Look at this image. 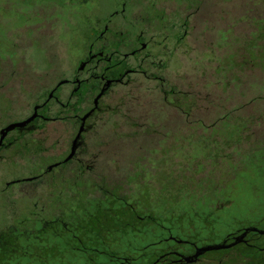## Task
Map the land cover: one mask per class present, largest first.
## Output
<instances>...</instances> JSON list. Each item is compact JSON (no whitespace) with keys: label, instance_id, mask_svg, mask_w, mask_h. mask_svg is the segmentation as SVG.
<instances>
[{"label":"rangeland","instance_id":"1","mask_svg":"<svg viewBox=\"0 0 264 264\" xmlns=\"http://www.w3.org/2000/svg\"><path fill=\"white\" fill-rule=\"evenodd\" d=\"M196 1L182 44L153 52H161L154 62L163 65L150 64L146 74L163 81L133 74L105 99L94 141L97 185L107 188L97 201L63 203L66 228L33 226L0 264H150L167 251L189 255L220 245L237 230H264V0ZM37 3L0 0V73L5 78L33 62L40 93L68 70L67 63L44 59L59 54L60 61V53L72 51L78 5L53 0L43 7L52 11L45 24L57 29L41 45L26 27L39 18L24 9ZM155 3L176 9L170 0ZM16 37L24 42L17 50ZM170 89L177 93L173 102L164 100ZM39 201L37 207L17 202L18 210L39 214ZM197 264H264V252L213 251Z\"/></svg>","mask_w":264,"mask_h":264},{"label":"flooded vegetation","instance_id":"2","mask_svg":"<svg viewBox=\"0 0 264 264\" xmlns=\"http://www.w3.org/2000/svg\"><path fill=\"white\" fill-rule=\"evenodd\" d=\"M76 1L78 25L70 37L72 51L68 55L60 53L65 55L60 61L59 54L44 59L51 65L54 61L67 63V71L58 73L40 93L33 62L21 64L19 72L13 69L5 78L0 73V177L4 178L0 207L10 209L7 216L0 218L5 225L0 228V247L5 253L16 251V242L33 234V226L40 224L45 230L59 224L66 228L59 211L63 203L97 201V192L107 187L97 185L94 140L97 118L106 110L108 93L133 74L147 75L148 80L161 83L159 76L146 74L150 64L159 69L163 65L154 62L161 52H153L180 46L198 7L196 0H170L176 6L173 11L157 9V0ZM37 2L24 7L28 16L39 18L26 27L43 45V39L57 29L55 22L45 24L51 20L52 11H44L43 7L54 3L46 0L44 6V0ZM179 7L182 8L178 10ZM68 24H61V29L66 30ZM20 42L23 40L16 37L11 47L17 50L24 46ZM163 94L164 100L172 102L177 97L174 89ZM14 197L34 207L40 199L41 212L21 214ZM194 252L183 255L167 251L150 264H186L180 259Z\"/></svg>","mask_w":264,"mask_h":264},{"label":"trees","instance_id":"3","mask_svg":"<svg viewBox=\"0 0 264 264\" xmlns=\"http://www.w3.org/2000/svg\"><path fill=\"white\" fill-rule=\"evenodd\" d=\"M243 232V230H237L234 231L228 235L225 236L224 241L222 243H226L229 244L232 242L233 238L236 236H239L241 233ZM262 234L259 233H253L250 232L246 235V237L244 238V242L233 247V248H237L240 247L241 252L247 251V252H251V251H258V252H264V230L261 231ZM25 237V236H22ZM27 239V238H25ZM2 248L0 247V256L1 255H6L5 252L3 250H1ZM197 264V263H195Z\"/></svg>","mask_w":264,"mask_h":264},{"label":"water","instance_id":"4","mask_svg":"<svg viewBox=\"0 0 264 264\" xmlns=\"http://www.w3.org/2000/svg\"><path fill=\"white\" fill-rule=\"evenodd\" d=\"M18 126H21V125H18ZM250 232L262 234V232L257 230V229H252V228L244 229L243 232L239 236L234 237L232 242L229 244L222 243V244L216 245V246L196 248L195 252L192 256L184 257V258H181L180 260L186 264H191V263L195 262L200 256H202L205 253L231 249V248L243 243L244 238ZM177 243L180 244L181 242L177 241Z\"/></svg>","mask_w":264,"mask_h":264}]
</instances>
